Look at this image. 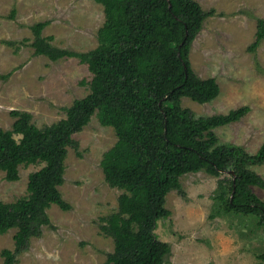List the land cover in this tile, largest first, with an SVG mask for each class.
I'll return each instance as SVG.
<instances>
[{
  "label": "trees",
  "instance_id": "16d2710c",
  "mask_svg": "<svg viewBox=\"0 0 264 264\" xmlns=\"http://www.w3.org/2000/svg\"><path fill=\"white\" fill-rule=\"evenodd\" d=\"M95 1L104 8L105 22L91 50L54 45L53 36L43 34L48 21L31 25L36 55L52 61L76 57L88 66L91 79L82 81L89 93L65 107L66 115L58 121L39 127L30 112L15 109L12 128L0 127L5 179L18 180L21 166L44 164L29 174L26 195L13 202L0 200V234L17 228L14 248L1 251L4 264H17L32 237L41 236L43 226H53L48 213L52 205L71 208L60 190L65 161L70 148L79 152L74 135L94 114L116 133L101 166L106 182L122 191L117 209L100 217L101 230L115 244L104 264H165L170 243L158 238L156 229L171 214L166 196L174 189L183 193L180 177L191 172L205 170L219 178L214 214L233 215L252 233L259 232L264 201L252 187L264 188V177L252 166L264 164V142L249 153L241 145L220 143L214 132L241 119L250 107L197 116L182 103L183 98L206 103L220 94L216 78L199 77L190 64L191 45L214 10L205 11L198 0ZM263 39L260 18L250 48ZM258 258L264 264V249Z\"/></svg>",
  "mask_w": 264,
  "mask_h": 264
},
{
  "label": "rangeland",
  "instance_id": "374dc122",
  "mask_svg": "<svg viewBox=\"0 0 264 264\" xmlns=\"http://www.w3.org/2000/svg\"><path fill=\"white\" fill-rule=\"evenodd\" d=\"M198 1L214 13L191 45L190 64L199 77L216 78L220 94L206 103L188 98L182 103L197 116L226 114L248 105L245 116L214 132L220 143L256 153L264 142V39L254 49L250 45L256 39L258 20L264 19V0ZM39 21H48L43 34L52 35L54 45L88 51L99 43L105 13L95 0H0V127L5 129H11L16 119L12 110L30 112L32 121L42 127L65 117V107L89 93V85L82 81H89L91 72L78 58L52 61L34 53L31 25ZM74 138L81 154L69 149L60 186L71 208L54 204L48 209L53 226H43L42 235L32 237L17 264H104L114 251V239L101 230L100 217L117 209L122 193L106 182L101 166L104 152L117 141L116 133L94 114ZM43 165L21 166L16 181L0 172V200L13 202L26 195L29 174ZM252 169L264 177V164ZM218 180L205 170L191 172L180 177L183 193L174 189L166 196L171 214L156 229L158 238L170 243L165 264L261 263L264 227L252 233L237 217L214 214ZM252 188L264 201V188ZM16 231L11 228L0 234V264H4L2 249L14 248Z\"/></svg>",
  "mask_w": 264,
  "mask_h": 264
}]
</instances>
